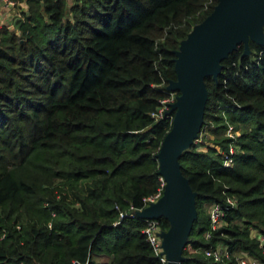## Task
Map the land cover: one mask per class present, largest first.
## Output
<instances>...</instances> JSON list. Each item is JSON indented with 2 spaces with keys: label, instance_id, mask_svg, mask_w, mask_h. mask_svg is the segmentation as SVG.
Listing matches in <instances>:
<instances>
[{
  "label": "trees",
  "instance_id": "trees-1",
  "mask_svg": "<svg viewBox=\"0 0 264 264\" xmlns=\"http://www.w3.org/2000/svg\"><path fill=\"white\" fill-rule=\"evenodd\" d=\"M24 1L0 25V264H165L136 216L163 191L156 154L174 112L152 113L175 51L219 0ZM249 49L205 77L204 122L179 156L197 209L180 264L264 259V44ZM218 245L228 257L205 255Z\"/></svg>",
  "mask_w": 264,
  "mask_h": 264
},
{
  "label": "water",
  "instance_id": "water-1",
  "mask_svg": "<svg viewBox=\"0 0 264 264\" xmlns=\"http://www.w3.org/2000/svg\"><path fill=\"white\" fill-rule=\"evenodd\" d=\"M250 41L264 44V0H219L175 51L176 79L167 90L179 94L170 105L169 113L174 112L171 128L156 154L163 191L136 212L142 219H167L168 228L160 232L165 264L181 263L186 238L197 218L196 193L181 171L179 156L197 139L204 122L208 98L205 77L217 80L221 61L240 44L244 54H249Z\"/></svg>",
  "mask_w": 264,
  "mask_h": 264
},
{
  "label": "built area",
  "instance_id": "built-area-1",
  "mask_svg": "<svg viewBox=\"0 0 264 264\" xmlns=\"http://www.w3.org/2000/svg\"><path fill=\"white\" fill-rule=\"evenodd\" d=\"M1 1L5 4V6H11V7L17 6L20 2L18 0H1ZM177 96L178 94H176V91H170L169 95L166 98L161 100V103H160L161 105L159 106L157 111L152 113V117L157 119L163 116L164 114L169 113L170 105L176 101ZM226 124H227V129L225 131V135L227 138L230 139V142H229L228 150L224 153L223 158H222V165L224 167L230 166L233 162V155L236 152L235 143H236V138H237V132L235 131L233 125L229 122H226ZM163 186H164V181H163ZM161 194L158 192L154 196L150 197L148 200L150 202H153L157 198H159ZM227 203L230 205H233L234 199L228 197ZM120 215L122 216L123 214L121 213ZM221 215H222L221 206L219 204L212 205L210 208L211 229H216L220 225ZM143 220L145 221V228L143 229V233L145 234L147 241L152 246L155 254L159 256L160 260L163 263H166L165 256L162 254L161 236H160V232L162 230L159 227L158 219H143ZM3 236L4 235H1L0 239ZM209 236H210V233L208 232L206 237H209ZM259 244H260V247L263 248L262 254L264 255V236L260 237ZM204 253L206 256L213 257L216 260L229 256L228 248L223 245H218L215 248H211V249H205ZM234 256H235L236 264H264V259L254 257V256H251L245 253H238ZM3 264H18V263L7 261V262H4Z\"/></svg>",
  "mask_w": 264,
  "mask_h": 264
},
{
  "label": "crops",
  "instance_id": "crops-1",
  "mask_svg": "<svg viewBox=\"0 0 264 264\" xmlns=\"http://www.w3.org/2000/svg\"><path fill=\"white\" fill-rule=\"evenodd\" d=\"M26 9L27 4L24 0H21L15 7L5 6V4L0 0V25H9L12 27L13 21L19 15V11Z\"/></svg>",
  "mask_w": 264,
  "mask_h": 264
},
{
  "label": "bare ground",
  "instance_id": "bare-ground-1",
  "mask_svg": "<svg viewBox=\"0 0 264 264\" xmlns=\"http://www.w3.org/2000/svg\"><path fill=\"white\" fill-rule=\"evenodd\" d=\"M161 178H163V177H161ZM163 179H164V178H163ZM163 179H162V180H163Z\"/></svg>",
  "mask_w": 264,
  "mask_h": 264
},
{
  "label": "rangeland",
  "instance_id": "rangeland-1",
  "mask_svg": "<svg viewBox=\"0 0 264 264\" xmlns=\"http://www.w3.org/2000/svg\"><path fill=\"white\" fill-rule=\"evenodd\" d=\"M196 140H197V139H196ZM196 140H195V141H196Z\"/></svg>",
  "mask_w": 264,
  "mask_h": 264
}]
</instances>
